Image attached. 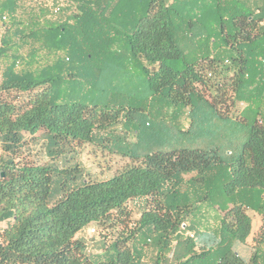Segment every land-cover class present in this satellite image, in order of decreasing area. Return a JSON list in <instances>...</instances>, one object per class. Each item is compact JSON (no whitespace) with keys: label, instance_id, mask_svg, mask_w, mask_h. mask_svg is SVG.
I'll return each instance as SVG.
<instances>
[{"label":"trees","instance_id":"1","mask_svg":"<svg viewBox=\"0 0 264 264\" xmlns=\"http://www.w3.org/2000/svg\"><path fill=\"white\" fill-rule=\"evenodd\" d=\"M28 1L0 0V264H263L235 246L264 191V0ZM100 83L108 101L79 100ZM39 131L54 162L22 158ZM81 144L129 165L55 162ZM92 224L123 227L90 247Z\"/></svg>","mask_w":264,"mask_h":264},{"label":"rangeland","instance_id":"2","mask_svg":"<svg viewBox=\"0 0 264 264\" xmlns=\"http://www.w3.org/2000/svg\"><path fill=\"white\" fill-rule=\"evenodd\" d=\"M30 3L28 0H22V8H26ZM18 15L25 20V14H22V9H19ZM18 16V17H19ZM10 26V24H8ZM5 33V28L0 23V41L3 38ZM29 48L27 46H20L17 51L19 55L26 56ZM45 58V57H44ZM5 60L0 58V76L5 67ZM21 68V65L18 66L17 70ZM1 80V77H0ZM77 97L83 103H100L103 104L105 101H108L106 98L110 97L107 92V87L103 86L101 83L97 85H84L80 84L78 89L76 90ZM233 114V111H231ZM235 114V113H234ZM173 136L166 135L164 136L163 145L170 149L171 145L180 144L181 138L177 137L173 140ZM134 140L133 137L130 139ZM173 143V144H172ZM46 147V138L43 136V131H39L36 134L35 139L28 141L25 146V152L22 156L23 160L35 165H44L47 162H54V159H50L46 155L45 151ZM2 154L0 148V155ZM67 159V164L63 165V160ZM61 168L66 166L74 167L77 165L78 172L82 174V178L91 180V181H101L107 180L113 177L116 173H118L123 167L129 165L128 159L123 158L119 155L110 154L105 148L100 146H96L94 144H81V145H73L71 148H66L65 153L55 159ZM60 193V185L55 182L52 186V199H56ZM261 199V209L262 204H264V191L263 195L260 196ZM260 209V210H261ZM139 211L132 208L130 211V218L128 223H134L138 218ZM256 218V217H255ZM127 223V221H126ZM211 224L213 223V219H211ZM255 225V224H254ZM5 224L0 225V229H3ZM94 227L96 229V234L89 235L88 229ZM123 225H117L115 228H105L103 229L101 226L92 224L88 226L86 229L82 230L77 234L78 238L83 239L88 246H92L94 242H97L101 238V234H107L109 238H115L119 235L122 230ZM193 233H188V236ZM260 237V235H258ZM257 236V237H258ZM259 238L254 242H258ZM264 246V243H263Z\"/></svg>","mask_w":264,"mask_h":264},{"label":"crops","instance_id":"3","mask_svg":"<svg viewBox=\"0 0 264 264\" xmlns=\"http://www.w3.org/2000/svg\"><path fill=\"white\" fill-rule=\"evenodd\" d=\"M246 212L251 218V232L246 242L236 245L235 249L244 259H248L254 251H257L260 255V260H262L264 264V204H262V209L257 212L251 210H247ZM258 235H260V237ZM258 238V242H254L255 239L257 240Z\"/></svg>","mask_w":264,"mask_h":264},{"label":"built area","instance_id":"4","mask_svg":"<svg viewBox=\"0 0 264 264\" xmlns=\"http://www.w3.org/2000/svg\"><path fill=\"white\" fill-rule=\"evenodd\" d=\"M35 1H36L37 3H48V6H49V5L51 6V2H52V0H35ZM59 11H60V5H56V6H54V8H53V12H54V13H58ZM7 20H8L7 16H2V17L0 18V23H1V24H4V23L7 22ZM88 233H89V235H94V234H96L97 232H96V229H95L94 227H91V228L88 229ZM189 237H190V238H193V237H194V234H190Z\"/></svg>","mask_w":264,"mask_h":264}]
</instances>
